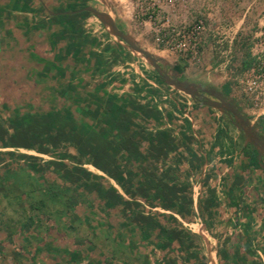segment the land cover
Segmentation results:
<instances>
[{
	"label": "crops",
	"instance_id": "crops-1",
	"mask_svg": "<svg viewBox=\"0 0 264 264\" xmlns=\"http://www.w3.org/2000/svg\"><path fill=\"white\" fill-rule=\"evenodd\" d=\"M46 4L0 0V67L11 66V51H22L16 30L25 40L35 33L38 39L50 18L84 12L52 11ZM65 35L85 43L78 29ZM74 52L73 67L97 66L81 59L80 48ZM24 61L29 78L57 67L53 57L33 53ZM77 74L73 83L90 91L87 110L100 112L88 128L76 119L39 121L24 108L10 113L12 105L0 102V153L37 154L48 174L32 171L41 182L46 178V190L56 174L64 193L78 189L92 205L64 211L53 235L44 219H35L17 240L23 251L11 254H24L28 264H211L210 246L216 264L221 258L264 264V162L238 138L239 129L214 109H197L191 101L182 108L180 94L132 72L109 76L103 89ZM14 159L0 158V167ZM9 226L15 228L10 237L18 234Z\"/></svg>",
	"mask_w": 264,
	"mask_h": 264
},
{
	"label": "rangeland",
	"instance_id": "rangeland-1",
	"mask_svg": "<svg viewBox=\"0 0 264 264\" xmlns=\"http://www.w3.org/2000/svg\"><path fill=\"white\" fill-rule=\"evenodd\" d=\"M50 8L52 11H76L81 10L86 6H93L94 8L107 12L115 19L119 28L124 32L130 34L142 47L146 48L154 55L161 58L162 66L165 72L169 75L177 77L181 80H186L198 84L201 88L211 89L219 92L225 98L231 100L243 113V115L248 118L251 123L255 126L256 131L264 137V130L258 125V122L264 117V114L259 115L261 111H253L250 100L243 94V92L235 86V78L245 70L243 68V63L249 61L252 63L251 53H250V39L254 33L259 21L264 22V0H41ZM34 6H38L39 3L34 1ZM250 8L248 14L244 18L245 11ZM46 12L40 14L41 17H45ZM204 15L206 18L207 29L204 35V47L202 48L203 55L200 61L190 60L191 57L184 56L180 52L171 49V47L165 44H160L157 41V34L166 33L167 26L175 28H183L189 26L197 18ZM82 17L73 18L66 24V28L57 30L61 37H67V32L75 28L82 32L80 39L84 40L85 43L78 42V40H65L59 41L58 47L65 48L68 46L67 53L74 55V50H79L82 56V60H88V62H94L97 66H88L84 61H79L78 64H84L88 66V69L83 70V74L88 75L89 80L92 83L99 85V80L106 82L104 85L108 87L109 76H115L117 73L132 72V74L141 76L145 80H151L155 82L161 88L172 90L180 94L185 100L182 105L187 106L185 103L191 101L193 107L200 109L202 103L201 101H195L191 99L188 95L176 91L173 87L165 84L158 75L155 68L140 54L130 51L125 43L119 39L112 36L106 26L93 14L89 12H82ZM40 17V18H41ZM24 21L19 24L23 25ZM226 25L235 26L238 25L239 33L235 46L234 57L231 64V68L226 72V74H221L216 71V66L218 62V54L215 50L213 39L210 36L213 30L217 28L225 27ZM24 26V25H23ZM77 27V28H76ZM19 29V27H18ZM63 31V32H62ZM66 32V33H65ZM15 38L18 50L21 52L11 51L10 59L7 58L11 67L15 68L18 65H26L29 67V63L26 64L24 59L28 58V53H33L39 55L41 58H52L54 53L51 48V42L55 40L50 39L51 35H46L43 31L39 32L41 34L39 39H36L37 35L32 34L31 40L26 37L22 29L15 31ZM65 33V34H63ZM64 37V38H66ZM87 40V41H86ZM69 44L67 45V42ZM32 42L31 48H29V43ZM27 51L24 52V48ZM76 45V46H75ZM97 48L98 52L94 54L93 49ZM101 60L100 63L99 60ZM98 61V62H97ZM172 65V68L168 66ZM82 69L84 67H81ZM89 70V73H88ZM87 80V79H86ZM106 80V81H105ZM94 81V82H93ZM96 82V83H95ZM229 85L231 91L229 95L224 92L223 87ZM103 86V84L101 85ZM9 91L5 87L4 83H0V102H8V96L6 94ZM20 97L19 93L16 92L11 96L13 99H18ZM90 100V98H89ZM179 100V99H178ZM179 102V101H178ZM185 102V103H184ZM219 112L217 110H214ZM37 119V118H36ZM62 119H56V121L62 122ZM73 120V119H72ZM72 120L65 119L66 122H72ZM39 121H43L39 119ZM55 121V120H54ZM230 123L234 125L232 121L226 117L225 123ZM225 124V125H226ZM104 133L101 130V133ZM100 134V132H99ZM239 139H244L243 133L239 130ZM22 142V141H21ZM23 143V142H22ZM249 150H254L249 148ZM255 151V150H254ZM32 157H18L14 161V169H18L21 172L24 170L23 165L32 163L30 168L38 171V176L45 171H43L44 164L41 162L40 157L32 153ZM44 155L41 158H48ZM35 158V159H34ZM45 160V159H44ZM3 164L4 168L9 169L12 161L6 160ZM37 163V165L35 164ZM28 165V164H27ZM31 174L33 175V171ZM29 171V170H28ZM41 172V173H40ZM48 171H46L45 174ZM43 173V175H44ZM34 176V175H33ZM22 177V176H21ZM39 178V177H38ZM56 174L51 176L52 181H58ZM24 182H27L23 188L29 189L28 183H31L27 177L21 178ZM44 178L43 184L46 185L47 181ZM48 180V181H49ZM14 181H7L0 184V208L6 205L7 196L9 192L12 194H20L23 190L21 185ZM50 184V183H48ZM34 196L41 198L39 192L34 193ZM86 197V196H85ZM87 198V197H86ZM24 205V204H23ZM26 205V204H25ZM15 228L5 224L0 227V247L10 238L11 233ZM0 264H28L26 256H13L11 251L7 249L6 251L0 252Z\"/></svg>",
	"mask_w": 264,
	"mask_h": 264
},
{
	"label": "trees",
	"instance_id": "trees-1",
	"mask_svg": "<svg viewBox=\"0 0 264 264\" xmlns=\"http://www.w3.org/2000/svg\"><path fill=\"white\" fill-rule=\"evenodd\" d=\"M74 15H63L56 16L49 19L50 27L46 32V35H51L50 39L55 38L54 36L60 37L62 41L69 40V36H64L62 38L61 34H55L56 31L66 28V21L71 19ZM79 17V16H77ZM65 22V23H64ZM40 36L38 37V39ZM60 41V40H59ZM59 41L51 42V48L53 50V60L56 64V69L52 68L48 73H44V77L39 78L33 75L29 78V67L18 65L15 68L11 66L0 67V74L3 76L0 78V83H4L5 87L9 91L6 96H8V102L12 105V113L14 109H25V112H31L32 116L37 119L54 121L59 118H65L68 120L76 119L84 124L87 128L92 123L94 119L100 116V112L97 111L93 114L89 113L87 108L90 103V91L88 87H79L73 83V78L78 76V71L83 73L84 68L73 67L75 55L68 54V46L61 49L58 47ZM69 41L67 42V45ZM87 63V61H84ZM251 65V62L245 61L243 63V68L246 69ZM88 69V67L86 68ZM85 71V70H84ZM4 74V75H3ZM88 83V81H87ZM95 89H103L100 85H93ZM224 92L229 95L231 89L229 85L223 87ZM18 92L20 97L18 99L11 98L14 93ZM100 107V106H99ZM185 105H182L184 108ZM208 110H212L207 106H201ZM100 122H103L100 119ZM258 125L264 130V117L258 122ZM18 154H13L10 152L0 153V158L5 157H15L10 164V168L6 169L0 167V184L3 182L14 181L18 182L21 187L27 183L21 178L27 177L31 183H28L29 189H24L20 194H12L9 192L7 196L6 205L0 208V227L5 224H13L18 227V234L10 237L2 247H0V252L12 251L14 249L23 251L22 241H17L20 234L25 231L28 225L37 218L44 219L47 226L50 225V234L57 233V218L68 209H80L82 207L90 208L92 205L88 202L87 198L84 196L83 192L75 189L73 193H64L56 181L50 182L48 184V189L44 188V184L36 179L31 174V168L29 165H23V171L14 169V161L18 158ZM29 170V171H28ZM22 176V177H21ZM36 192H39L41 198L34 196ZM24 204V205H23ZM26 204V205H25ZM61 206V208H59ZM63 237V235H58ZM66 235H64L65 237ZM65 239V238H64ZM65 246L69 245L67 240H63ZM78 246H82L79 244ZM84 246V245H83ZM82 246V247H83ZM220 264H231L225 262L221 258Z\"/></svg>",
	"mask_w": 264,
	"mask_h": 264
},
{
	"label": "built area",
	"instance_id": "built-area-1",
	"mask_svg": "<svg viewBox=\"0 0 264 264\" xmlns=\"http://www.w3.org/2000/svg\"><path fill=\"white\" fill-rule=\"evenodd\" d=\"M250 8L244 13V18ZM264 18V15H262ZM238 25H226L213 30L210 36L213 39L215 50L218 54L216 71L221 74L231 68L234 57ZM166 33H158L157 41L176 50L184 56L191 57L190 60L200 61L203 55L204 35L207 24L204 15L197 18L189 26L175 28L167 26ZM251 65L243 70L235 78V86L250 100L254 114L256 111H264V22L259 21L250 39Z\"/></svg>",
	"mask_w": 264,
	"mask_h": 264
},
{
	"label": "water",
	"instance_id": "water-1",
	"mask_svg": "<svg viewBox=\"0 0 264 264\" xmlns=\"http://www.w3.org/2000/svg\"><path fill=\"white\" fill-rule=\"evenodd\" d=\"M86 11L96 16L107 28L108 32L125 43L132 52L144 57L158 72L161 80L176 91L188 95L193 100H200L203 106L219 111L228 117L244 136L246 144L253 147L260 158L264 157V138L256 131L255 126L246 118L240 109L229 99L215 90L201 88L198 84L181 80L169 75L163 69L162 60L152 52L142 47L130 34L121 30L115 19L107 12L100 11L93 6H86L78 12ZM74 13V12H66ZM172 68L171 64H168ZM216 264V260H215Z\"/></svg>",
	"mask_w": 264,
	"mask_h": 264
},
{
	"label": "bare ground",
	"instance_id": "bare-ground-1",
	"mask_svg": "<svg viewBox=\"0 0 264 264\" xmlns=\"http://www.w3.org/2000/svg\"><path fill=\"white\" fill-rule=\"evenodd\" d=\"M208 254H209L210 263L215 264L214 251L210 246L208 247Z\"/></svg>",
	"mask_w": 264,
	"mask_h": 264
},
{
	"label": "flooded vegetation",
	"instance_id": "flooded-vegetation-1",
	"mask_svg": "<svg viewBox=\"0 0 264 264\" xmlns=\"http://www.w3.org/2000/svg\"><path fill=\"white\" fill-rule=\"evenodd\" d=\"M195 101H200V100H195ZM257 153V152H256ZM257 155H258V153H257ZM263 162H264V157L261 159Z\"/></svg>",
	"mask_w": 264,
	"mask_h": 264
}]
</instances>
